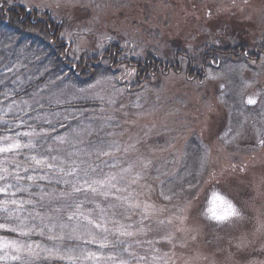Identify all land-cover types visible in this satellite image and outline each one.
I'll return each instance as SVG.
<instances>
[{
  "label": "rangeland",
  "instance_id": "obj_1",
  "mask_svg": "<svg viewBox=\"0 0 264 264\" xmlns=\"http://www.w3.org/2000/svg\"><path fill=\"white\" fill-rule=\"evenodd\" d=\"M7 1L62 25L70 66L92 59L85 74L76 72L81 82L93 77L86 85L51 84L60 110L43 115L70 122L55 139L69 155L55 159L72 173L60 181L91 193L87 222L70 236L101 246L64 250L69 263L264 264V0ZM242 44L250 57L262 49L260 59L242 64L229 55L207 75L196 68L202 78L187 75L190 58ZM110 47L117 65L103 73L110 63L99 58ZM136 62L163 67L150 66L144 78ZM194 134L206 147L205 182L190 200L164 197L161 179ZM19 249L0 238V264Z\"/></svg>",
  "mask_w": 264,
  "mask_h": 264
},
{
  "label": "trees",
  "instance_id": "obj_2",
  "mask_svg": "<svg viewBox=\"0 0 264 264\" xmlns=\"http://www.w3.org/2000/svg\"><path fill=\"white\" fill-rule=\"evenodd\" d=\"M36 14L24 6L0 0V139L21 145L10 150L0 145V238L23 245V250H18V258L5 260V264H82L78 259L69 263L64 250H84L87 246L97 252L101 249L95 242L74 236L76 228L87 222L91 193L86 188L74 187L70 180L60 181L72 173L62 169L66 162L55 159L68 153L60 152L55 139L69 132L70 122L62 117L49 122L43 115L60 110L52 98L51 84L63 80L76 86L86 85L93 77L87 82H81L80 77L88 71L87 64L92 59L83 58L84 65L70 66L69 45L59 38L62 25L55 24L50 13H44V17ZM113 47L99 58L101 63H110L103 73H109L116 64L118 51H113ZM236 48H210L204 56L190 58L187 75L202 78L209 69L220 68L212 66L214 59H229V55L239 60L244 58L242 64L249 59H260L257 52L255 58L246 54L249 51L246 44ZM160 64L136 62L133 66L138 68L139 77L145 78L150 66L157 72L163 67ZM78 69L83 71L81 76L76 73ZM230 77L236 86L234 73ZM235 97L232 95L231 100H236ZM36 133L41 136L38 138ZM31 140L34 143L29 146ZM1 147L7 148L1 150ZM205 148L198 135H192L178 168L161 179L159 194L171 199H192L206 179ZM45 162L51 165L41 168ZM51 175L54 177L48 179ZM78 213L83 215L77 216ZM69 228L74 229L72 236Z\"/></svg>",
  "mask_w": 264,
  "mask_h": 264
},
{
  "label": "flooded vegetation",
  "instance_id": "obj_3",
  "mask_svg": "<svg viewBox=\"0 0 264 264\" xmlns=\"http://www.w3.org/2000/svg\"><path fill=\"white\" fill-rule=\"evenodd\" d=\"M259 55H260V51L259 50H255ZM264 52V51H262ZM246 54H248V52H246ZM252 54V53H251ZM258 54L254 55V56H251L250 58H255ZM87 66V65H86Z\"/></svg>",
  "mask_w": 264,
  "mask_h": 264
},
{
  "label": "snow or ice",
  "instance_id": "obj_4",
  "mask_svg": "<svg viewBox=\"0 0 264 264\" xmlns=\"http://www.w3.org/2000/svg\"><path fill=\"white\" fill-rule=\"evenodd\" d=\"M249 103H255V101L254 100H249ZM218 219H223L224 217H217Z\"/></svg>",
  "mask_w": 264,
  "mask_h": 264
}]
</instances>
